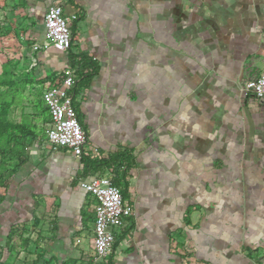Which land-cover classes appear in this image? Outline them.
Instances as JSON below:
<instances>
[{
  "label": "crops",
  "instance_id": "0c3cea01",
  "mask_svg": "<svg viewBox=\"0 0 264 264\" xmlns=\"http://www.w3.org/2000/svg\"><path fill=\"white\" fill-rule=\"evenodd\" d=\"M21 1L40 42L47 1ZM59 1L70 49L34 56L54 75L45 88L74 72L86 142L79 157L45 134L29 148L0 198V243L35 207L54 222L52 264H92L94 199L79 184L106 174L132 206L110 264H261L264 97L241 87L264 71V0Z\"/></svg>",
  "mask_w": 264,
  "mask_h": 264
},
{
  "label": "rangeland",
  "instance_id": "374dc122",
  "mask_svg": "<svg viewBox=\"0 0 264 264\" xmlns=\"http://www.w3.org/2000/svg\"><path fill=\"white\" fill-rule=\"evenodd\" d=\"M22 3L0 0V124L10 125L0 126V198L29 148L44 137L46 113L39 97L54 77L34 56L38 42L24 34L25 19L17 11L23 9ZM53 231L52 219L33 207L0 243V264H52L44 253ZM61 264L90 263L87 258H67Z\"/></svg>",
  "mask_w": 264,
  "mask_h": 264
},
{
  "label": "built area",
  "instance_id": "2783aa9c",
  "mask_svg": "<svg viewBox=\"0 0 264 264\" xmlns=\"http://www.w3.org/2000/svg\"><path fill=\"white\" fill-rule=\"evenodd\" d=\"M43 39L33 45V50L54 47L67 52L72 43L70 25L74 15H66L59 0H46ZM76 76L72 70L59 75L58 82L45 88L40 95L48 113L47 141L79 157L83 152L86 136L82 130L73 104ZM245 96L264 97V71L242 83ZM94 199L92 264H110L109 255L119 230L132 214V206L122 196L121 188L112 183L111 176L98 174L79 184ZM264 264V261L261 263Z\"/></svg>",
  "mask_w": 264,
  "mask_h": 264
},
{
  "label": "trees",
  "instance_id": "16d2710c",
  "mask_svg": "<svg viewBox=\"0 0 264 264\" xmlns=\"http://www.w3.org/2000/svg\"><path fill=\"white\" fill-rule=\"evenodd\" d=\"M80 62H84V59H81V61ZM76 63V64H75ZM77 61H74L73 59H71L70 60V65H71V67H73V68H75V65H77ZM85 63V65H87L89 62H84ZM84 67H86V66H84ZM41 103H42V101H41ZM42 105H43V103H42ZM43 109H44V111L47 113V109H46V107L43 105ZM47 115H48V113H47ZM1 125H6V124H0V126ZM6 126H10V125H6ZM88 163L90 164V162L88 161ZM96 164H97V162H93L92 164H90V165H93V166H96ZM87 163L84 165V168H83V171L84 172H86L87 171ZM92 170L93 171H95L96 170V168H94V167H92ZM112 183L113 184H115V185H117L115 182H113V180H112ZM117 186H119V185H117ZM120 187V186H119ZM123 196V195H122Z\"/></svg>",
  "mask_w": 264,
  "mask_h": 264
}]
</instances>
